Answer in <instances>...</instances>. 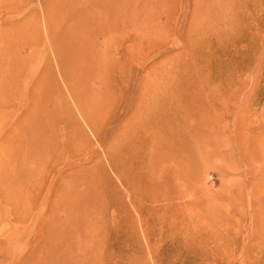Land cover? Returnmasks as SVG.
Listing matches in <instances>:
<instances>
[{
	"label": "rangeland",
	"instance_id": "374dc122",
	"mask_svg": "<svg viewBox=\"0 0 264 264\" xmlns=\"http://www.w3.org/2000/svg\"><path fill=\"white\" fill-rule=\"evenodd\" d=\"M72 1L0 0V54L26 63L0 79V264H264V0H135L141 33ZM39 72L43 146L9 176ZM146 89L189 98L178 162L138 128Z\"/></svg>",
	"mask_w": 264,
	"mask_h": 264
},
{
	"label": "bare ground",
	"instance_id": "6f19581e",
	"mask_svg": "<svg viewBox=\"0 0 264 264\" xmlns=\"http://www.w3.org/2000/svg\"><path fill=\"white\" fill-rule=\"evenodd\" d=\"M88 2L89 3L91 2V13H94L95 11H98V10H103V12L105 14V19H107V20L108 19H112L113 21L116 20L117 22L122 23V25L124 24L123 27H125L126 22H128V21H131L133 24H135V25H132V27H136L135 29L139 30V33H141L140 32L141 26H143L141 29L145 28L146 30H148L151 27V23H149L148 21L146 22L143 19L141 20V18H139V19L138 18L130 19V18L127 17L128 14L126 13V9L131 6V3H136L137 4V2H135V0H90V1H86V0L85 1L84 0H74V1H72V3H74V4H77V3H79V4L80 3L86 4ZM80 6H77V7L79 8ZM87 7H88V5H87ZM87 7L84 8L83 10L85 11V9H87ZM145 7H146V5H145ZM153 7H156V6L153 4ZM143 10L144 9H139L136 12L137 13L138 12L140 13ZM88 11H89V9H88ZM85 13H87V11ZM151 30H148V31H151ZM46 31H47L48 34L50 33V31H48L47 29H46ZM113 32H114V30L111 31V33H113ZM117 32H118V30H117ZM143 33H144V31H143ZM142 38H144V37L142 36ZM35 53L32 54V55L30 54V55L31 56H35L37 62L40 61L39 62V65H38V68H37V71H36V73H37L38 71H40V64H41V60H42V54H35ZM3 59H5L7 65H9L8 66V75L9 76H5L4 74H1L0 75V79L1 78H5V77H7L9 79L13 74L16 75V72H19L18 74H20V71L23 70L24 67H25V65H26V63H25L24 66L21 64L24 61H22L20 57H17L16 54H15L14 57H12V54H11V56L9 54H5V55L0 54V61H2ZM37 78H38L37 79L38 80V83H37V85H36L35 88H33L32 90H27L28 88H26V89H24L23 95H19L18 96L19 97V105L22 104L23 105L22 107H24V108L26 106V108L30 112H33L32 108H31L32 107L31 103H34V101L37 98H41V94H42V91H43V80H42L43 77H42V72H39ZM26 80L24 81V83L26 82ZM176 87L177 88H179V87H181V88H183V87L184 88H188V85H177ZM8 88L9 89H12V86H9ZM5 90L6 89L1 85V82H0V108L3 109L2 110V115L3 116L6 115L13 108V106L11 105L12 104V101H13V96H11V94L9 92L4 94V91ZM36 93H37V95H36ZM148 93L151 94V91L148 90V89H146L142 94H140V97H141L140 103L141 104L138 107V110L139 111L141 110V113H140V117H139V122L137 121L139 123L138 128H142V130L143 129H146V130H148L153 135V137L155 139L154 141L156 142L155 144L157 145L156 148L157 147L159 148L160 145H162V149H161V147L159 148L161 150L160 151L161 153H159L160 155L159 156L153 155V156L154 157H160L161 159H164V161L166 163L169 164L171 162H174V161H172L174 159V157L175 158L177 157V155H175V156L173 155L174 152H175V149L177 147H183L184 146L183 142L186 141L185 138H183L184 135H182L183 136L182 137V141L183 142L181 141V139H179L180 136L178 137V135H177L175 137V133L177 134L178 133V130H177V132L175 131V127L176 126L174 127V121L175 120L177 121V118L175 119L174 117H172V113L174 114V112H175V109H176L175 106L177 108L179 107L178 109H182V110L183 109L184 110L186 109L187 110V108H188V104L187 103H189V98L187 97L188 98L187 99V98H183L182 97V98H180L181 99V101H180L181 104H178L177 103L175 105L174 102L176 100H175L174 96L176 95V93L173 96V98H174L175 101L172 98L173 101H171L170 103H166L165 101L159 99L158 97H156L154 95H149ZM153 94H154V92H153ZM143 97H144V99H142ZM176 102H178V100ZM157 108H159L160 110L163 111L162 114L160 112L161 115H156L155 111L157 110ZM42 109H43L42 100H40V104L36 100L35 112H36V116H37V119H38L37 123H33V120H31L30 115H28V116H26V120H25L26 121L25 123L27 125L25 128L19 129L17 131V134L16 135L14 133H10V132L8 134L10 136V138H12V140H13V142L11 143V146H12V149L13 150H12L11 153H8L5 157H6V160L11 164V166L14 169L12 172L9 173V176L16 175V173H15V172H17L16 165L19 162H21V161L22 162H27L29 159L32 158L31 155H32V151L34 149H37V151H35V152H37L38 154L40 153V150H41V148L43 146V136H42V132L43 131H41L42 130V124H43V118H42L43 110ZM183 113H184V111H183ZM172 120H173V122H172ZM182 121L185 122V120H180V122H182ZM11 124L12 123L10 121L9 128H10ZM148 131H146V132L144 131V132L147 133ZM131 134H133V133H131ZM141 135H143V131H142V134ZM129 136H128V138H129ZM133 136H135V134ZM148 137H150L149 134H148ZM128 140L125 141V142H128ZM130 141H131V139H130ZM123 143H124V141H123ZM186 143L188 144V142H186ZM187 147L189 148L188 145H187ZM132 148H134V147H132ZM184 149H186V148H184ZM184 149H183V151H184ZM187 150H189V149H187ZM154 151H156V150H154ZM154 154H156V153H154ZM150 157H152V156H150ZM152 158H150V159H152ZM164 161L159 162V163H161L162 165H164L165 164V163H163ZM177 162H178V159H177ZM152 163L154 164V158H153V162ZM10 164H9V166H10ZM155 164H158L157 161L155 162ZM154 165H152V166H154ZM162 165H156V166L159 167V168H161L160 166H162ZM183 165H184V163H183ZM171 166H172V164H171ZM162 167H164V166H162ZM173 168H174V165H173ZM154 170H153V173L155 172ZM160 170H162V169H159L157 172L160 173ZM170 170H172V169H170ZM179 173H180V170H179ZM183 173L184 172H182V170H181V174L182 175H183ZM180 177H181V175H180ZM158 178L159 177H157V179ZM155 179H156V176H155ZM180 179L182 180V178H180ZM177 181H179V180L177 179Z\"/></svg>",
	"mask_w": 264,
	"mask_h": 264
}]
</instances>
